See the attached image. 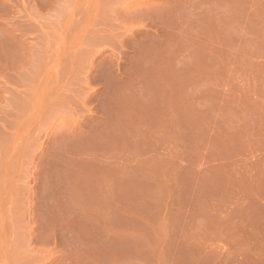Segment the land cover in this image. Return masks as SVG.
Instances as JSON below:
<instances>
[{"label":"rangeland","instance_id":"374dc122","mask_svg":"<svg viewBox=\"0 0 264 264\" xmlns=\"http://www.w3.org/2000/svg\"><path fill=\"white\" fill-rule=\"evenodd\" d=\"M0 264H264V0H0Z\"/></svg>","mask_w":264,"mask_h":264},{"label":"crops","instance_id":"0c3cea01","mask_svg":"<svg viewBox=\"0 0 264 264\" xmlns=\"http://www.w3.org/2000/svg\"><path fill=\"white\" fill-rule=\"evenodd\" d=\"M144 156L139 157L138 159H142L137 162L133 170H135L134 178H131L130 181H134L135 186H184V175L183 172L176 171L174 173L168 174L165 172V164L167 158L163 156V154L150 150L144 151ZM168 162V161H167ZM214 175L211 176L210 172L207 175L206 186L207 191L214 190ZM204 186H197L198 189ZM228 203V202H227ZM223 205H217L214 199H210L207 204V216L210 219L211 217L215 218L219 209L217 207H222ZM225 207L228 205L225 204ZM257 205L248 204L245 207L254 208ZM238 211H231L228 213V216L235 215ZM211 221V220H209Z\"/></svg>","mask_w":264,"mask_h":264}]
</instances>
